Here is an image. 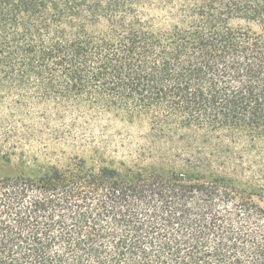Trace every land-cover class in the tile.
I'll return each mask as SVG.
<instances>
[{"label":"trees","instance_id":"trees-1","mask_svg":"<svg viewBox=\"0 0 264 264\" xmlns=\"http://www.w3.org/2000/svg\"><path fill=\"white\" fill-rule=\"evenodd\" d=\"M8 95L146 132L0 145V264H264V0H0Z\"/></svg>","mask_w":264,"mask_h":264},{"label":"rangeland","instance_id":"rangeland-1","mask_svg":"<svg viewBox=\"0 0 264 264\" xmlns=\"http://www.w3.org/2000/svg\"><path fill=\"white\" fill-rule=\"evenodd\" d=\"M8 96L0 108V134L6 135L0 138V145H7L3 154L14 160L35 156L64 161L76 152L86 155V147H93L100 141L109 144L110 151L118 144L135 147L143 143L144 126H128L109 118L95 122L76 121V107H65L57 112L51 104H17L15 96ZM8 140L10 143L6 142ZM16 167L0 161V174L15 173Z\"/></svg>","mask_w":264,"mask_h":264}]
</instances>
